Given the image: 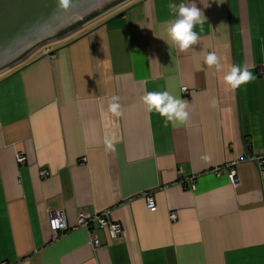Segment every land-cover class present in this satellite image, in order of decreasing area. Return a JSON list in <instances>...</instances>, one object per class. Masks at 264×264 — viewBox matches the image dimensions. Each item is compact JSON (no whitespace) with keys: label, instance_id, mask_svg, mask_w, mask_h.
<instances>
[{"label":"crops","instance_id":"1","mask_svg":"<svg viewBox=\"0 0 264 264\" xmlns=\"http://www.w3.org/2000/svg\"><path fill=\"white\" fill-rule=\"evenodd\" d=\"M54 40L0 72V263L264 264V0H127ZM107 210L118 235L75 228Z\"/></svg>","mask_w":264,"mask_h":264},{"label":"water","instance_id":"2","mask_svg":"<svg viewBox=\"0 0 264 264\" xmlns=\"http://www.w3.org/2000/svg\"><path fill=\"white\" fill-rule=\"evenodd\" d=\"M113 1L0 0V72L12 66L7 64L20 58L37 43L61 35L62 29L80 22Z\"/></svg>","mask_w":264,"mask_h":264},{"label":"built area","instance_id":"3","mask_svg":"<svg viewBox=\"0 0 264 264\" xmlns=\"http://www.w3.org/2000/svg\"><path fill=\"white\" fill-rule=\"evenodd\" d=\"M40 55H46V56L54 57V52L52 51L51 48L45 47V48H43ZM183 91H184V88H183ZM249 159L257 162L258 165H260V166H262L264 164V155L253 156ZM24 160L25 159L21 154L17 155V161L19 163L24 162ZM212 171L215 173L219 172L218 168H215ZM228 171H229V173H228L229 178L232 181H234L235 176H236L234 168L230 166ZM40 174H41V176L44 177L47 175V171L45 169H43V170H41ZM189 181H190L191 187L194 188L195 183H194L193 178H191V180H189ZM147 207L150 210H153L155 208L154 201H153V198L151 196H147ZM107 214H108V210L104 211V212H100L98 214H89L86 212H80L77 216V219H76L75 228H77V227L87 228V230H89V232H90L89 234H90L91 242H93L95 244L97 243V240L91 234V227H92V224H94V223L98 227H100L102 229H106L111 236H116L122 230L121 225L117 222L109 221L107 219ZM170 218L173 220L176 218L175 212H171ZM48 226H49V229L51 232V237L53 240H57L58 238H61L62 236H64L66 233H68L72 229V228H69V226L67 225L66 220L64 218L63 211L60 209H53V210H50L48 212ZM0 264H6V263L1 262Z\"/></svg>","mask_w":264,"mask_h":264},{"label":"rangeland","instance_id":"4","mask_svg":"<svg viewBox=\"0 0 264 264\" xmlns=\"http://www.w3.org/2000/svg\"><path fill=\"white\" fill-rule=\"evenodd\" d=\"M125 1H127V0H115V1L111 2L110 4H108L107 6H105L103 9L98 10L97 12H95L94 14H92V15L88 16L87 18L81 20L80 22H76V23L71 24L70 26H68V27H66V28H64V29H62V30H61V33H62L61 35L47 38V39H45V40H43V41L37 43L36 45H34V46H33L34 50H33V51L31 50V49H33V48L30 49L32 52H31V55L28 56V58L24 59V57H25L26 55L29 54V51H30V50H28V51H27L24 55H22L20 58H18V59H16V60L12 61V62H10V63H8L7 65H9V64H10V65H15L17 62H20L21 60H22V62L26 61V60L29 59L30 57H33V55H35V53H36L41 47H43L44 45H55V44H56L58 41H60V40H54V39H57V38H59V37H61V36L66 35V34L69 33L70 31H73V30L79 28L80 26H82V25H83L84 23H86L87 21H90V20H92V19L98 17V16L101 15L102 13L108 11L109 9H112V8L115 7L116 5H118V4L122 3V2H125ZM77 32H79V31L74 32V34L77 33ZM35 48H36V49H35ZM27 53H28V54H27ZM23 59H24V60H23ZM22 62H21V63H22ZM14 63H15V64H14ZM17 65H18V64H17Z\"/></svg>","mask_w":264,"mask_h":264},{"label":"flooded vegetation","instance_id":"5","mask_svg":"<svg viewBox=\"0 0 264 264\" xmlns=\"http://www.w3.org/2000/svg\"><path fill=\"white\" fill-rule=\"evenodd\" d=\"M3 52V51H2Z\"/></svg>","mask_w":264,"mask_h":264}]
</instances>
